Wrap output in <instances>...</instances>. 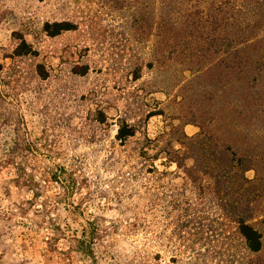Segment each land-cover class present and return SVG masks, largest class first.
<instances>
[{
	"label": "rangeland",
	"instance_id": "rangeland-1",
	"mask_svg": "<svg viewBox=\"0 0 264 264\" xmlns=\"http://www.w3.org/2000/svg\"><path fill=\"white\" fill-rule=\"evenodd\" d=\"M221 2L0 0V264H264V128L235 106L264 91L239 74L264 30L238 44ZM61 21L77 29L44 33ZM17 35L38 56L15 57ZM91 222L96 261L71 249Z\"/></svg>",
	"mask_w": 264,
	"mask_h": 264
},
{
	"label": "trees",
	"instance_id": "trees-1",
	"mask_svg": "<svg viewBox=\"0 0 264 264\" xmlns=\"http://www.w3.org/2000/svg\"><path fill=\"white\" fill-rule=\"evenodd\" d=\"M234 1L233 8V16L234 20L233 28V38L236 39L238 44L247 45L250 38L248 35L255 33L256 31L264 30V0L261 4L256 6L257 8H251V1L242 0V1ZM223 5L231 4V0H226V3L221 2ZM225 13V12H223ZM258 27H260L258 29ZM77 29V24L70 21H61V22H46L43 26L44 33L51 38L57 37L65 32L74 31ZM17 41L19 42L14 50V56L17 58L24 57H36L38 56V51L34 49V47L29 44L22 36L17 35ZM221 45L226 46L228 44V39H220ZM227 43V44H226ZM233 43V42H231ZM230 43V44H231ZM252 58H247V61L244 64H241V69L239 74L241 75L244 70H247L252 74L253 85H258L264 83V75L262 73L264 61H262L261 56H257V54H251ZM38 75L46 79L48 73L45 71L42 65L38 66ZM85 70L81 72V74H85ZM235 106L238 109V125L244 126V122H248L251 128L254 130V137H256V131L260 128H264V91L261 93H254L252 98L247 99L242 97V95H237L235 100ZM249 107V109L244 110ZM248 111L250 114H248ZM105 117L103 116L99 121L103 123L105 121ZM243 120V121H242ZM236 124V123H235ZM235 129V127H234ZM237 129V128H236ZM240 131H244V128ZM137 134L136 129L125 120L119 123V128L116 134V140L120 145L124 146L126 142L135 137ZM257 138V137H256ZM255 138V139H256ZM196 142V141H195ZM194 144V143H193ZM262 155V152H259ZM239 164L243 163V160L239 158ZM27 183H33L35 188L38 187L37 184L32 182V179L29 182L28 176H26ZM57 179V177H55ZM56 181V180H55ZM58 181V180H57ZM33 184H30L32 187ZM33 193H35V197H38V193L35 192L33 188H31ZM264 223V221H263ZM237 230L238 233L244 240V244L248 252L252 254H259L263 249V235L262 233L256 229L251 223H249L246 219L240 217L237 221ZM106 229L101 230L95 222L89 223V227H85L82 231V235L80 238H73L72 248H77L78 252L84 253L85 255L92 257L95 261L96 251H95V242L100 240L103 237V233ZM65 237V233L58 228L55 240H59L60 238Z\"/></svg>",
	"mask_w": 264,
	"mask_h": 264
}]
</instances>
